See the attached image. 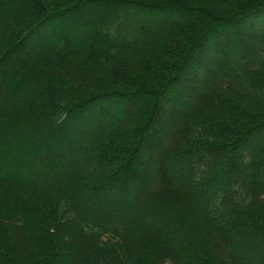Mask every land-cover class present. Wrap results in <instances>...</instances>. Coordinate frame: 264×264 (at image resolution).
<instances>
[{
  "label": "trees",
  "instance_id": "1",
  "mask_svg": "<svg viewBox=\"0 0 264 264\" xmlns=\"http://www.w3.org/2000/svg\"><path fill=\"white\" fill-rule=\"evenodd\" d=\"M0 264H264V0H0Z\"/></svg>",
  "mask_w": 264,
  "mask_h": 264
}]
</instances>
